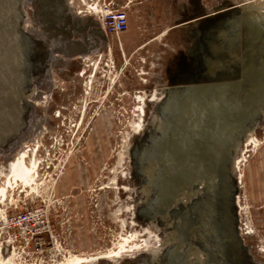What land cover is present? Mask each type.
<instances>
[{"label": "rangeland", "instance_id": "rangeland-1", "mask_svg": "<svg viewBox=\"0 0 264 264\" xmlns=\"http://www.w3.org/2000/svg\"><path fill=\"white\" fill-rule=\"evenodd\" d=\"M249 1L0 0V212L39 206L51 229L29 220L37 246L5 235L0 264H198L192 246L207 264H264V21ZM107 7L127 27L112 32ZM23 139L25 182L8 156Z\"/></svg>", "mask_w": 264, "mask_h": 264}, {"label": "bare ground", "instance_id": "bare-ground-1", "mask_svg": "<svg viewBox=\"0 0 264 264\" xmlns=\"http://www.w3.org/2000/svg\"><path fill=\"white\" fill-rule=\"evenodd\" d=\"M243 9H244L245 13H247V15H248V17L250 19H255L256 21H264V0H253V1L250 0L249 2H246V4L243 7ZM215 65H216V63H215ZM160 96H161V94H160ZM157 116L155 115V119H156ZM159 122H160V120H159ZM252 131H253L252 129H248L246 131V134H245L246 139H248L252 135V133H253ZM18 144L19 145L17 147H13L10 150V154L8 153V156H10V161L9 162L11 163V166H10L11 167L10 171H11V176H12L11 178L13 179V177L14 178L16 177V178H18V179H20V180L25 182L31 177V170H32L31 169V165L33 164L34 160H33L32 156L30 155V153L27 151L26 145H24V139L20 140ZM0 152H2V154L7 153L3 149H0ZM239 152H240V145H238L237 142H236V144L233 146V148H231L232 157L230 156L231 160H230V166H229V168L232 169L234 172L236 171V168H237V161H238V157L237 156H238ZM26 159H28L29 164L26 163ZM154 166L152 164V165L148 166L147 169H146V172H147L146 174H147V176L149 178H151L152 175L154 174ZM187 191H195V190L194 189H190V188H180L175 193L174 200L180 201V202L188 200L187 199L188 196H187V193H186ZM144 245H145V243H144ZM146 245L150 249L154 248L155 251L158 250L154 246H151L150 242H148ZM188 252H189V258H190L189 260L191 261V263L207 264L206 261H205L206 257H205V252L203 251V249L198 248L196 246L195 247L192 246V248L189 249ZM186 255H188V254H186ZM187 258L188 257H186V259Z\"/></svg>", "mask_w": 264, "mask_h": 264}, {"label": "built area", "instance_id": "built-area-1", "mask_svg": "<svg viewBox=\"0 0 264 264\" xmlns=\"http://www.w3.org/2000/svg\"><path fill=\"white\" fill-rule=\"evenodd\" d=\"M106 17H107V27L112 31L116 32L118 30H122L127 27L128 17L127 13L123 9L117 8H107L106 9ZM120 27V29H119ZM47 210L42 209L41 207H28L25 209H12L7 211L0 212V239L4 240L5 235L7 237L14 236V238H18L21 232H25L26 235L31 234V238L34 240V244L37 246L40 244L39 236L36 235L35 232L29 226V220L31 218L40 216L45 220V229L44 233L51 234L50 229V219L49 214L46 213ZM42 220V219H41Z\"/></svg>", "mask_w": 264, "mask_h": 264}, {"label": "flooded vegetation", "instance_id": "flooded-vegetation-1", "mask_svg": "<svg viewBox=\"0 0 264 264\" xmlns=\"http://www.w3.org/2000/svg\"><path fill=\"white\" fill-rule=\"evenodd\" d=\"M108 8V7H107Z\"/></svg>", "mask_w": 264, "mask_h": 264}, {"label": "water", "instance_id": "water-1", "mask_svg": "<svg viewBox=\"0 0 264 264\" xmlns=\"http://www.w3.org/2000/svg\"><path fill=\"white\" fill-rule=\"evenodd\" d=\"M254 130V129H253Z\"/></svg>", "mask_w": 264, "mask_h": 264}]
</instances>
